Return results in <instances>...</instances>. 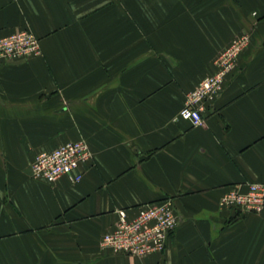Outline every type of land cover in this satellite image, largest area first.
<instances>
[{
    "label": "crops",
    "instance_id": "0c3cea01",
    "mask_svg": "<svg viewBox=\"0 0 264 264\" xmlns=\"http://www.w3.org/2000/svg\"><path fill=\"white\" fill-rule=\"evenodd\" d=\"M24 28L41 54L0 63V264H264V206H218L264 184V0H0V37ZM243 32L203 124L177 118ZM81 139L74 173L32 178L39 152ZM167 199L163 252L101 250L118 210Z\"/></svg>",
    "mask_w": 264,
    "mask_h": 264
},
{
    "label": "built area",
    "instance_id": "2783aa9c",
    "mask_svg": "<svg viewBox=\"0 0 264 264\" xmlns=\"http://www.w3.org/2000/svg\"><path fill=\"white\" fill-rule=\"evenodd\" d=\"M248 35L235 37L214 60L215 72L201 79L185 95L177 118L199 126L204 122L207 105L222 92L224 78L232 70L240 52L248 45ZM41 54L39 38L28 28L0 37V63L25 59ZM91 157L83 139L68 141L50 151L39 152L30 164L31 176L48 183L74 173ZM80 179V175L75 177ZM245 191L231 189L224 193L218 206L242 212H259L264 206V184L251 182ZM179 223V215L171 200L148 203L138 207L132 216L126 210L117 211L114 228L103 234L99 246L113 254L145 256L161 253Z\"/></svg>",
    "mask_w": 264,
    "mask_h": 264
},
{
    "label": "rangeland",
    "instance_id": "374dc122",
    "mask_svg": "<svg viewBox=\"0 0 264 264\" xmlns=\"http://www.w3.org/2000/svg\"><path fill=\"white\" fill-rule=\"evenodd\" d=\"M242 34H246V35H248V38H249L248 44H249V42H250V36H249V34L246 33V32H243V33H241V34H239V35H242ZM239 35H237V36H239ZM237 36H236V37H237ZM234 38H235V37H234ZM234 38H233V39H234ZM233 39H232V40H233ZM232 40H231V41H232ZM231 41H230V42H231ZM230 42H229V43H230ZM227 46H228V45H227ZM225 48H226V47H225ZM245 48H246V47H245ZM245 48H244V49H245ZM244 49H243V50H244ZM241 52H242V51H241ZM241 52H240V53H241ZM238 56H239V55H238ZM216 58H217V57H216ZM231 71H232V70H230V71L226 74V76H227ZM226 76H225V78H226ZM225 78H224V80H225Z\"/></svg>",
    "mask_w": 264,
    "mask_h": 264
}]
</instances>
